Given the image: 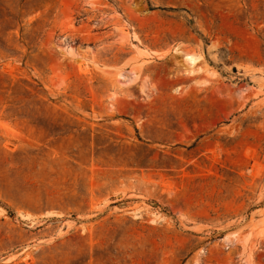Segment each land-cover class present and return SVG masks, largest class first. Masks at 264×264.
I'll return each mask as SVG.
<instances>
[{"label":"rangeland","instance_id":"1","mask_svg":"<svg viewBox=\"0 0 264 264\" xmlns=\"http://www.w3.org/2000/svg\"><path fill=\"white\" fill-rule=\"evenodd\" d=\"M0 264H264V0H0Z\"/></svg>","mask_w":264,"mask_h":264},{"label":"bare ground","instance_id":"2","mask_svg":"<svg viewBox=\"0 0 264 264\" xmlns=\"http://www.w3.org/2000/svg\"><path fill=\"white\" fill-rule=\"evenodd\" d=\"M182 58V57H181ZM196 60H198V57L196 56V55H194V54H186V55H184L183 56V61H184V64H186V66L188 65V66H193L194 64V62L196 61ZM197 62V61H196ZM195 62V63H196ZM191 66V67H192ZM188 70V69H187ZM241 161V160H240Z\"/></svg>","mask_w":264,"mask_h":264}]
</instances>
